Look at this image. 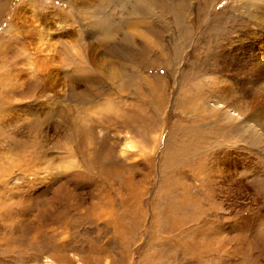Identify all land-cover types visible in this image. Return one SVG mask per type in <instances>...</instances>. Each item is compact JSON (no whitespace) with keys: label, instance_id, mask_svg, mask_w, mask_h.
Here are the masks:
<instances>
[{"label":"rangeland","instance_id":"obj_1","mask_svg":"<svg viewBox=\"0 0 264 264\" xmlns=\"http://www.w3.org/2000/svg\"><path fill=\"white\" fill-rule=\"evenodd\" d=\"M263 36L264 0H0V264H264V92L230 65Z\"/></svg>","mask_w":264,"mask_h":264},{"label":"bare ground","instance_id":"obj_2","mask_svg":"<svg viewBox=\"0 0 264 264\" xmlns=\"http://www.w3.org/2000/svg\"><path fill=\"white\" fill-rule=\"evenodd\" d=\"M257 42H260L263 44L264 39H262V37H259V38H257ZM250 44L253 46L252 41L250 42ZM238 49H241V48H238ZM250 49H249V52L246 53L244 58L241 57V53L238 50L236 53H233L234 59L231 58L230 65L232 67H235L236 65H240L239 66L240 67V74L237 76L235 82L239 85H242L243 83H245V84L250 83L252 87L254 86V91L256 92V94L259 95L260 92H264V82H263L264 81V54L257 60V63L255 64V66H254V63H253V66H248L249 64H251L254 61V57L256 56V53H254L252 51V47H250ZM91 59H92V56H91ZM254 102H255V99H253V97H252L250 100L251 106L254 104ZM204 103L206 104L205 108H206V110H208V112L209 111L210 112L211 111L220 112L222 117L226 120H230L234 117L236 118V116H239V114H240L239 111H236L230 107H227V105H222L218 100L207 99L204 101ZM247 106H248V104H247ZM251 106H249V107H251ZM204 111H203V113H204ZM234 111H236V112L233 113ZM194 116L195 117H193V119H195V120H193V121L196 122L200 118V116H202V115H201V112H198ZM245 130L247 131V133H249L250 136H253L254 133L258 134V131L260 130V128L259 127L254 128L251 123L246 122L245 123ZM252 131H255V132L252 134ZM193 135L197 136L196 133H194ZM192 140H193V138H192ZM196 151H198V145L192 143L190 153L193 154Z\"/></svg>","mask_w":264,"mask_h":264}]
</instances>
